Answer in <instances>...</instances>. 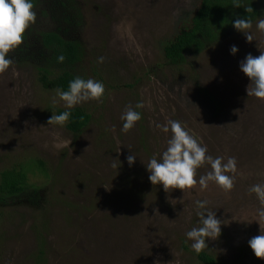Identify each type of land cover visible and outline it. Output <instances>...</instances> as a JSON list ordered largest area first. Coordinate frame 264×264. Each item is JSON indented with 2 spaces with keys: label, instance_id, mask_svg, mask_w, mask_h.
Instances as JSON below:
<instances>
[{
  "label": "rangeland",
  "instance_id": "rangeland-1",
  "mask_svg": "<svg viewBox=\"0 0 264 264\" xmlns=\"http://www.w3.org/2000/svg\"><path fill=\"white\" fill-rule=\"evenodd\" d=\"M78 1L87 50L79 76L105 85L99 101L75 106L92 116L82 134L48 123L55 110L67 109L56 91L42 88L33 68L0 73V173L38 162L46 168L45 175L38 164L28 173L42 190L39 208L1 210L0 264H202L185 233L200 226L203 211L223 223L204 251L219 264H264L247 243L264 233L258 215L264 203L249 190L264 184V99L247 96L250 81L239 70L247 54L264 52V33L255 22L252 41L237 31L175 67L163 47L199 0ZM138 101L141 119L122 131V113ZM169 120L182 122L213 158H235L230 192L214 182L184 194L150 183L146 164L159 158L171 135L156 125ZM130 154L136 156L131 167ZM210 170L205 164L197 174ZM196 201H206V209Z\"/></svg>",
  "mask_w": 264,
  "mask_h": 264
},
{
  "label": "trees",
  "instance_id": "trees-1",
  "mask_svg": "<svg viewBox=\"0 0 264 264\" xmlns=\"http://www.w3.org/2000/svg\"><path fill=\"white\" fill-rule=\"evenodd\" d=\"M33 4L38 17L26 30L23 43L10 51L14 60L10 67L33 68L46 91L67 90L69 81L79 76L78 67L87 55L86 46L79 38L85 27L82 4L78 0H33ZM240 4V7H234V0H199L187 24L164 45L167 63L175 67L185 65L209 46L224 41L237 32L232 26L237 17L251 18L253 23L264 19V0H240ZM245 8L251 11L246 12ZM60 55L64 56L63 62L57 59ZM67 110L72 115L64 124L65 128L72 135L79 136L90 125L92 116L81 107ZM63 111L57 109L55 114ZM37 164L40 174L45 175L42 162L0 173V215L7 207H40L42 190L31 185L28 177L29 171ZM195 255L202 264H219L206 251Z\"/></svg>",
  "mask_w": 264,
  "mask_h": 264
},
{
  "label": "clouds",
  "instance_id": "clouds-1",
  "mask_svg": "<svg viewBox=\"0 0 264 264\" xmlns=\"http://www.w3.org/2000/svg\"><path fill=\"white\" fill-rule=\"evenodd\" d=\"M240 6V0H234V7ZM245 10L251 11L249 8ZM35 21L36 11L33 0H0V73L7 71L14 63L9 53L23 43L26 30ZM232 26L244 34L247 41H252V35L248 31L253 26L251 18L237 17L232 21ZM255 26L258 31L264 33V19L257 20ZM237 52V46L232 45L230 54L235 55ZM57 59L63 62L64 56L60 55ZM97 62L103 63L104 58L98 57ZM239 70L250 81L246 87L247 96L264 99V52L260 51L259 56L247 54L239 63ZM56 92L59 99L64 102L65 108L72 109L82 102L99 101L105 94V85L100 80L76 76L69 81L67 90L57 89ZM142 107L143 102L139 101L135 107L127 106L120 117L123 121L122 131L127 132L136 126L141 119V112L136 109ZM71 115L68 110L52 114L48 123L63 126L70 120ZM156 127L165 133L170 132L171 135L167 140V147L160 153L159 158L153 156L146 164L148 180L151 184L162 185L166 192L169 189H180L183 194L185 190H191L197 185L201 190L206 189L209 182H214L224 192L233 189L234 176L229 173L236 171L234 157H229L226 161L219 156L213 158L208 154L207 146L194 137L178 120H169L164 125L157 124ZM126 160L131 167L136 156L130 154ZM205 164L210 165L211 170L205 175L198 176L197 169ZM249 190L256 194L261 203H264V184L252 185ZM179 202H182V199ZM206 204V201H196L200 209H206ZM258 215L264 218V209L259 210ZM197 216L200 226L192 227L185 236L191 241V249L199 255L208 248L206 241L218 239L223 223L216 217L215 212H198ZM247 243L255 257L264 259V233L260 231L259 235L250 238Z\"/></svg>",
  "mask_w": 264,
  "mask_h": 264
}]
</instances>
